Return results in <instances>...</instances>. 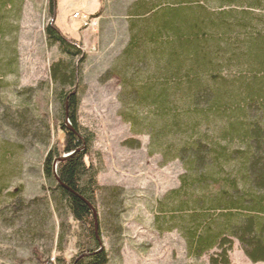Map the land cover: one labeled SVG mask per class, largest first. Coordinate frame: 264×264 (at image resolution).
Masks as SVG:
<instances>
[{"label": "trees", "instance_id": "1", "mask_svg": "<svg viewBox=\"0 0 264 264\" xmlns=\"http://www.w3.org/2000/svg\"><path fill=\"white\" fill-rule=\"evenodd\" d=\"M157 1V8H146L143 1L134 6L142 17L131 21L128 41L108 73L119 77L121 116L132 133L148 137V153L183 166L179 186L166 193L158 214L177 228L194 256L216 247L209 264H230L234 239L251 261H264V18L257 12L264 10V0H195V6ZM45 33L60 54L49 76L61 139L42 163L49 182L44 197L55 218L49 236L43 235V242L37 236L40 216L23 215L28 203L18 199L7 206L21 212L16 234L27 239L37 264H107L103 230L123 212V190L97 183L98 168L90 157L93 135L77 120L72 91L78 47L50 24ZM4 112L1 118L17 133L29 130L28 115ZM66 118L72 129L64 125ZM39 125L31 134L47 142L48 123ZM125 144L139 146L137 140ZM80 147L57 163L58 182L53 160ZM69 219L77 225L71 235L79 250L70 262L62 254Z\"/></svg>", "mask_w": 264, "mask_h": 264}, {"label": "rangeland", "instance_id": "2", "mask_svg": "<svg viewBox=\"0 0 264 264\" xmlns=\"http://www.w3.org/2000/svg\"><path fill=\"white\" fill-rule=\"evenodd\" d=\"M141 1L148 3L146 8H157V0H55L54 26L79 46L74 56L75 61L80 58L76 116L93 135L90 157L98 168L97 183L123 190V212L103 230L107 264H209V256L219 251L216 247L194 256L177 228L158 214L160 201L179 186L183 166L178 160L164 162L159 154L148 153V137L132 133L121 116L120 79L108 73L128 41L131 21L142 17L134 7ZM162 1L196 4L195 0ZM209 8L215 10L216 6ZM257 12L264 18V10ZM52 15L49 0H0V264H37L27 239L16 234L21 212H12L8 204L22 199L28 203L24 216L33 218L36 213L41 217L37 234L41 242L55 224L46 203L49 200L44 197L49 182L42 171L48 150L61 139L53 118L56 105L49 76L50 65L60 54L56 45H49L45 33ZM4 111L28 115L29 130H13L7 119L1 118ZM41 120L49 126L47 142L30 131ZM128 140H137L139 146H128ZM33 199L39 200L30 203ZM69 223L62 254L70 262L79 250L71 235L77 225L70 219ZM55 255L53 251L52 257ZM228 255L230 264H264L251 261L236 239Z\"/></svg>", "mask_w": 264, "mask_h": 264}, {"label": "water", "instance_id": "3", "mask_svg": "<svg viewBox=\"0 0 264 264\" xmlns=\"http://www.w3.org/2000/svg\"><path fill=\"white\" fill-rule=\"evenodd\" d=\"M52 11H53V15H52V18H51V21H50V25L52 27H54L60 34L61 32L54 26V19H55V14H56V8H55V0H52ZM67 42L71 43V44H74L76 45L77 47H79L77 44H75L73 41L63 37ZM80 58L77 59L76 61V64L79 62ZM75 91V89L72 91V93ZM64 125L69 128V129H72V126H71V123L69 122V120L66 118L65 121H64ZM83 147H80V148H77L76 150L74 151H71V152H68V153H65L63 155H61L60 157H57L53 160V165H52V169H53V175L55 176L56 180L59 182L57 176H56V166H57V163H59L60 161L68 158L69 156H71L72 154H74L76 151H80ZM93 214H94V221H95V229H96V224H97V218H96V213H95V209L92 205H89Z\"/></svg>", "mask_w": 264, "mask_h": 264}, {"label": "built area", "instance_id": "4", "mask_svg": "<svg viewBox=\"0 0 264 264\" xmlns=\"http://www.w3.org/2000/svg\"><path fill=\"white\" fill-rule=\"evenodd\" d=\"M78 16H79L78 13H75V14H74V17H75V18H77ZM87 18H88V17H87ZM87 18H86V19H87ZM86 19H85V20H86ZM86 22H87V21H86Z\"/></svg>", "mask_w": 264, "mask_h": 264}]
</instances>
